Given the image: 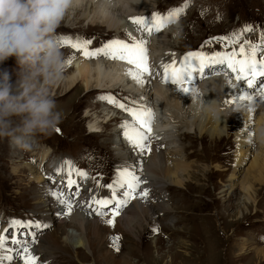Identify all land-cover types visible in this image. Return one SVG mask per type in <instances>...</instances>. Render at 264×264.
Masks as SVG:
<instances>
[{
	"label": "rangeland",
	"instance_id": "rangeland-1",
	"mask_svg": "<svg viewBox=\"0 0 264 264\" xmlns=\"http://www.w3.org/2000/svg\"><path fill=\"white\" fill-rule=\"evenodd\" d=\"M151 1L155 15L166 16L169 11L184 7L182 0ZM70 14L71 17L65 18L56 35L75 31L78 42L89 40L91 49H99L112 39L106 27L83 22L79 16L74 18L73 15H78L76 11ZM172 24L178 29V33L170 37L172 50L180 56L197 51L213 57L218 53L211 52H217L220 45L223 47L225 44H221L225 41L222 38H231L235 34H240L238 42L233 44L228 39L232 47L226 54L231 55L241 46L250 51V45L262 42L264 0H191L190 7L178 19H174ZM245 28L251 31H243ZM63 56L66 57V54ZM263 57L264 53L257 54L258 60ZM0 67L10 72L13 80L16 79L14 60ZM220 68L225 70L224 66ZM242 84L244 82L237 85L240 87L239 92L246 88ZM248 90L244 93L253 92ZM86 94L85 91L75 89L63 98L61 94L55 95L52 91L56 110L61 113V121L55 128L60 130L59 133L54 130L49 135L40 134L28 147H18L7 138H0V231L7 237L15 236L22 240L33 236L34 240L43 239L45 242L44 238L49 239L54 233V221H49L36 208L39 202L35 200L34 191L41 182L32 177L38 174L43 182L52 177L54 183L58 179V183L67 184L68 177L53 174L55 166L63 164V157L73 162L75 171L87 173V178L71 176V179H76H72L76 182L72 189L76 185L81 187L88 181L92 184L96 180L92 187L97 192L109 191L114 174H109L107 170L116 172L117 164L112 158L111 163L109 159H101V155L103 158L108 157L112 149L100 153L97 143L105 141L107 137L110 141L115 139L112 131L117 121L103 124L106 132L103 136L99 137L100 133L89 134L88 122L91 118L87 116L86 110H97L100 101L89 102L95 97L100 100L102 98L96 92ZM117 100L128 105L124 98ZM66 106L70 108L64 109ZM259 107L251 113L247 125L240 122L236 111L235 121L226 124L224 137L200 139L203 136L198 131L185 129L187 135L196 139L180 137V142L188 148L187 154L190 157L187 163L190 171L181 185L173 184L166 188L167 198L164 203L169 206L170 212L161 218L169 219L172 223L168 221V225H163L148 219L147 224L143 222L142 229H138L130 241H123L121 236L125 233H121L116 236L119 237V246H123L119 251L112 246L116 238L113 233L102 242L92 236L94 248L98 250L94 253L78 247L79 244L74 241H70L72 244L69 242V248L59 247V251H50V241L46 239L47 243L39 244L40 250L43 249L42 255L53 258L49 264H264V258L261 260L259 257V253L264 250V182L261 184L256 180L253 169L256 160L259 166L264 159V136L261 134L264 122L259 121L263 107ZM245 112L248 113V109ZM244 180L252 184L253 201L247 199L241 187ZM186 190L190 193L189 197L185 196ZM107 195L113 199L109 193ZM109 209L104 208L107 212ZM12 221L18 224L13 226ZM149 226H154V230L151 229L148 236L146 230ZM156 239L157 245H153Z\"/></svg>",
	"mask_w": 264,
	"mask_h": 264
},
{
	"label": "bare ground",
	"instance_id": "bare-ground-1",
	"mask_svg": "<svg viewBox=\"0 0 264 264\" xmlns=\"http://www.w3.org/2000/svg\"><path fill=\"white\" fill-rule=\"evenodd\" d=\"M151 2V0H86L84 7L76 10L78 15H73V17L79 16L83 22L94 26L100 25L106 27L108 29L107 32L112 35V39L128 41V34H131L133 37H139V33L136 31L137 25L131 23V18L142 17L151 19L155 16L153 12L154 6ZM98 8L99 10H97ZM70 17L71 14L66 18ZM172 22L168 23L159 33L148 37L150 41L147 45L148 57L152 58V66L154 68L158 64L164 66L173 59L175 61L180 58L183 59L186 55L180 56L172 50V40L170 41V37H174L178 33V29L174 28ZM71 30L73 29L71 28ZM71 33L60 32L59 35H56V40L63 55L66 54V57H64L66 72L65 79L53 88L52 91L55 92V95L61 94L63 98L67 97L75 89L82 92L85 91L86 95H89L90 92H96V94L101 95V98L116 95V99L124 98L129 107L147 106L151 108L155 114V120L152 125V139L150 141L152 150L146 155L140 153L138 150H134L124 139L122 135L123 129L121 128V123L130 120L131 117L126 112L108 103L106 99L93 98L89 103L100 101V104L96 107L97 110H93L92 107V109L87 108L88 110H86L87 116L91 118L88 122L89 134L97 133L98 135L100 133L99 137L103 136L106 133L103 130V124L117 121L113 125L112 131L115 139L111 137L112 140L110 141L107 137L104 138L105 141L97 143L100 153L102 151L109 152L112 149L111 152L115 156L114 158L111 152H109L108 157L103 158L101 155V159H109L111 163L110 158H112L117 164L116 172H111V169L110 171L107 170L109 174H114L111 186L115 188V194H113L111 187H109L107 193L113 199L123 197L126 188H121L117 183L120 179L119 174L123 169L130 170L142 183L137 186V191L134 193V195H137V198L131 200L124 207L121 214L115 217V224L113 225L106 222L110 218V210L113 205L110 204L108 206L110 209L107 212L104 208L100 209L98 205L92 203L93 200L109 199L105 191L97 192L92 187L96 180L92 184L85 183L84 186L79 187L77 190V187L72 189L67 187L66 183H58V179L55 180V183L52 182V177L48 178L49 181L43 182V179L38 174L33 175V180L41 182L39 187L34 191L35 200L39 202L36 204V208L49 221L52 223L54 221L53 228L55 229L49 239L48 237L44 238L45 242L42 241L43 239L34 240L33 236L20 239L21 241L28 242L31 252L38 258V264L53 262L51 256L42 255L43 249L41 251L39 247L41 242L44 244L47 243V240L48 242L50 241V251H59V247L69 248L71 247L69 242L74 241L76 244H79L78 247L86 248L88 251L94 253L98 250L94 248L92 236H96L97 240L100 239L102 242L107 239V235H111L112 233L115 237L120 236L121 233H125V236H121L123 237V241H130L132 237H135V234L139 231L138 229H142L141 224L143 222L147 224L148 219L163 225H168V221L172 223L169 219L161 218V216L169 215L170 212L169 206L164 203V199L167 198L166 188L173 184L181 185V182L187 179L186 175L190 171V165L187 163L190 157L187 154L188 148H185L180 142V137L184 136L183 139H196L187 135L188 133H185V129L187 131L195 129L199 132L200 136H203L200 139H206V137L210 139L224 137L226 124L230 121H235L236 111L240 122L247 125L250 122L251 113L258 105L263 107L260 112L259 121L264 122V99H261L258 95L248 107H244L239 103H224L225 100L236 99V97L248 89L243 88L239 92L240 87H237L239 83H237L235 76L231 80L228 75H225L226 69L222 70L221 66L216 65L212 69H206V79H200L197 77V74L194 75L197 87L196 94L183 93L177 86L163 84L159 80L157 69L152 72V77H146V80H150V83H145L143 87H140L125 75L128 67L124 66L121 61H113L103 55L88 58L83 55L82 50L73 48L71 45L79 42L77 37H75V31ZM88 47L89 50H99L96 48L91 49V43ZM69 60H71L70 64L68 63ZM212 72L222 74L212 75ZM248 91H253L251 93H254V89ZM133 101L137 103L134 104ZM63 108L69 109L70 106ZM246 109H248V113L245 112ZM98 112H100L99 115ZM261 134L264 136V130H261ZM63 137L65 138L66 136ZM62 159L63 164L55 166L53 174H59L60 177H68L69 179H71V176H76L73 162L69 158L65 159L63 157ZM255 163V166H253L255 177L262 184L264 182V159L259 166L257 165V160ZM68 165L72 166L71 169L67 167ZM68 169L72 173L71 176L67 175ZM72 179L75 178L73 177ZM79 180L82 179L80 178ZM241 187L246 192L247 199L253 201L252 184L244 180ZM140 189L146 190L149 193L147 198H139ZM74 193L76 195H73ZM104 195L105 197L103 198ZM189 195L190 193L186 190L185 196L189 197ZM58 196L61 199H57ZM61 200H70L72 202L71 212H68ZM186 203H189V198ZM97 210L106 213V215H97ZM35 212L38 214L36 210ZM153 228L154 226L151 228L149 226L146 230V235L149 236ZM0 236L6 235L0 231ZM10 239L15 240L16 237L14 236ZM101 242L99 241V247H101ZM70 243L72 244V242ZM152 244L157 245V239ZM6 247L12 249V251L0 252V256L11 255L13 257L11 264H17L16 252L19 249L11 242ZM122 247L119 246V248ZM128 250L126 249V251ZM100 251L103 252V249ZM260 256L262 260L264 258V250L259 253ZM2 264H9V262L4 260Z\"/></svg>",
	"mask_w": 264,
	"mask_h": 264
},
{
	"label": "snow or ice",
	"instance_id": "snow-or-ice-1",
	"mask_svg": "<svg viewBox=\"0 0 264 264\" xmlns=\"http://www.w3.org/2000/svg\"><path fill=\"white\" fill-rule=\"evenodd\" d=\"M191 0H182L184 7L181 10H171L166 16L155 15L151 19L142 17L131 18V23L137 25L136 31L139 33V37H133L128 34V41L122 39H111L104 45H102L98 51L89 50V40H85L83 43H74L71 46L77 50H82L83 55L88 58L97 57L103 55L104 57L113 61H121L127 64L129 67L126 69L125 75L134 81L140 87H143L145 83H150V80H146V77H152L153 73L148 61V47L150 43L148 37L155 33H159L168 23L174 19H178L183 15L184 11L190 7ZM243 31H251L250 28H245ZM240 34H235L230 39L233 44L238 42ZM70 43V42H69ZM258 53H264V34H262V42L256 45H250V51H246L244 46H241L238 51H233L231 55L225 54L221 56L216 54L213 57L204 56L198 52L187 53L180 66L177 67L176 61L173 59L170 63L164 65V75L162 83L171 84L177 86L183 93H197V87L194 82L193 74H198L200 79H206L205 69H212L216 65L226 66L232 73L236 74V81H243L247 89H254V93L245 92L236 99L225 100V104L239 103L244 107L250 106L251 102L258 95L261 99H264V83H259V78H264V58L257 59ZM174 56V54H172ZM195 61V63H193ZM71 63V60L68 61ZM222 73L212 72V75H218ZM231 83V81H229ZM106 99L108 103L114 105L116 108L126 112L131 119L123 121L121 128L123 129L122 135L126 142L134 149L138 150L142 154H148L151 152L150 141L152 139V125L155 120V114L153 110L147 106L129 107L125 103L120 102L114 96L102 97ZM133 103H137L133 101ZM71 169L72 166L68 165ZM71 171L69 175L71 176ZM76 175L87 178V173L76 170ZM120 179L118 184L121 188H126L123 193V197L120 199H100L93 200V204L98 205L100 209L107 208L110 204L113 207L110 210V218L106 221L109 224H115V217L119 216L127 204L137 198L134 195L137 191V186L142 183L134 173L128 169L121 170L119 174ZM76 182L69 179L67 187L71 188ZM77 190L79 185H76ZM112 188L113 194H115V188ZM73 195H76L74 193ZM149 193L146 190H139V198H147ZM57 199H61L60 196ZM65 204L68 212L72 210V202L70 200H61ZM91 207V205H89ZM97 215L104 216L106 213L97 210ZM13 226H16L18 222L12 221ZM39 227V225H36ZM11 242L15 244L19 251L16 252L17 264H38V258L31 252L28 247L27 241H21L19 239L11 240L10 237L0 236V252H11L12 249L7 248L6 245ZM119 237H116L112 246L119 251ZM13 257L11 255L0 256V264L2 261L7 260L11 264Z\"/></svg>",
	"mask_w": 264,
	"mask_h": 264
},
{
	"label": "clouds",
	"instance_id": "clouds-1",
	"mask_svg": "<svg viewBox=\"0 0 264 264\" xmlns=\"http://www.w3.org/2000/svg\"><path fill=\"white\" fill-rule=\"evenodd\" d=\"M85 3L0 0V66L14 60L17 69L13 80L0 67V138L28 147L35 137L51 134L60 123L52 89L65 79L66 62L56 31Z\"/></svg>",
	"mask_w": 264,
	"mask_h": 264
}]
</instances>
